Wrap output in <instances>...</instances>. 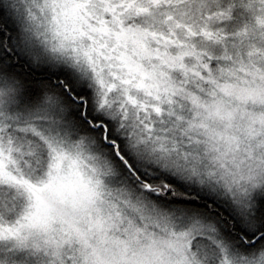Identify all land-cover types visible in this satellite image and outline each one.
Here are the masks:
<instances>
[{
	"label": "snow or ice",
	"instance_id": "obj_1",
	"mask_svg": "<svg viewBox=\"0 0 264 264\" xmlns=\"http://www.w3.org/2000/svg\"><path fill=\"white\" fill-rule=\"evenodd\" d=\"M0 264H264V0H0Z\"/></svg>",
	"mask_w": 264,
	"mask_h": 264
}]
</instances>
